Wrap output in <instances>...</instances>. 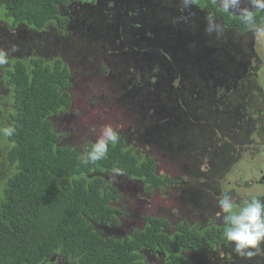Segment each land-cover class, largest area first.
<instances>
[{
	"label": "trees",
	"instance_id": "1",
	"mask_svg": "<svg viewBox=\"0 0 264 264\" xmlns=\"http://www.w3.org/2000/svg\"><path fill=\"white\" fill-rule=\"evenodd\" d=\"M72 2L0 0V24L23 25L37 32L54 25L59 35H66ZM152 2L156 7L165 3L162 0H119L118 4L140 6ZM167 2L171 7L175 5L171 0ZM195 5L197 10L200 9L197 12L207 13L204 16L206 22L209 16L215 17L225 26V31L228 28L241 32L245 28L238 16L223 12L213 0H197ZM148 15L145 11L138 14L136 10L135 14H127V18L134 16V22L119 25L111 33L114 42L105 43L107 48L127 46L121 51L120 57L124 58L119 60L120 65L130 68V73L148 75L144 84V77L133 76L128 84L130 93L142 91L143 85H150L148 92H151L155 88L153 81L158 77L163 80L166 76L173 77L176 84L172 87L166 81L157 88L161 90L159 93L166 90L180 105L189 94L182 85L200 83L197 91L206 94L205 99L209 102L212 97L204 91L207 76L212 79L219 76L218 82L222 83L236 70V64L231 65L232 60L229 61L233 54L226 49V36H203L207 39L205 49L209 50L210 56L202 55L207 52L205 49L195 51L197 47L189 46L187 52L174 41L164 42L165 35L170 39V31L160 33L153 27L156 26L155 18L149 22ZM115 52L117 55V49ZM207 56L211 62L216 59L214 62L221 64V73L209 74L210 71L204 68ZM174 59L178 61L175 70ZM11 61L6 81L12 89L13 110L9 112L11 123L2 128L12 126L15 133L5 136L0 132V166L4 167L0 170V264H193L189 254H198L200 260L208 261L216 248L231 244L223 238L222 221L203 226L191 224L186 219L169 221L144 214L139 223L134 222L129 230L122 231L123 217L129 215L115 206L121 197L119 189L111 182L116 175L135 181L147 194L163 191L178 183L177 180L159 172L162 161L156 154H136L125 145L121 136L118 144L109 145L106 159L83 164L82 156L93 143L81 147L64 144L62 134L54 127V120L72 107L71 65L62 57L48 60L27 56ZM167 93L160 95L164 97ZM195 93L192 98L198 95ZM159 99L161 101L162 97ZM214 99L211 106L203 108L209 119H213L212 108L226 107L224 100L216 96ZM171 104L178 107L176 103ZM227 109L229 111L221 112L212 121L220 132L212 133L206 129L198 133L200 145L208 142L215 146L218 142L223 144L220 134L223 139L227 133L223 127L235 122L227 115L232 108L227 106ZM164 111L156 108V117L164 119ZM180 130L177 135L169 133L174 135L175 143L180 144L179 152L184 153L182 159L185 161V156L190 155L187 157L194 163L197 160L195 148L186 149L182 145L184 139L191 138L190 134ZM192 165L185 164L188 169ZM114 168L120 173H114ZM113 227L119 232L111 234L104 230ZM143 252H149L150 256L146 257Z\"/></svg>",
	"mask_w": 264,
	"mask_h": 264
},
{
	"label": "rangeland",
	"instance_id": "2",
	"mask_svg": "<svg viewBox=\"0 0 264 264\" xmlns=\"http://www.w3.org/2000/svg\"><path fill=\"white\" fill-rule=\"evenodd\" d=\"M72 1L68 34L59 35L54 25H48L44 31L37 32L23 25L12 27L8 22V24L1 23L0 48L7 50L12 45L17 46L18 51L10 55V60L27 56H41L48 60L62 57L71 65L72 107L54 120L55 129L62 134V143L75 147H81L89 142L94 144L99 130L105 125H111L124 138L127 147L136 154H156L163 162H160L161 166H158L159 172L167 173L168 177L177 180L178 183L163 191L147 194L135 181L116 175L111 182L119 189L121 197L116 201L115 206L129 215L123 217L122 231L129 230L134 222L139 223L144 214L163 217L169 221L186 219L191 224L203 226L210 222H221L222 214L217 215L219 209L216 201L222 191L230 192L237 201L251 196L263 199L264 185L256 182L249 187L247 182L257 181L261 170H264V118L261 120L260 113H254L252 106L246 107L243 112L237 107L247 101V97L243 98L238 90H242L239 80L241 73L237 75L236 71L234 72L235 86L232 88L227 87V78L225 83H219L221 77L214 76L212 79L211 76L206 75L204 91L209 92L212 97L211 100L208 99L209 102L205 99L206 94L197 91L201 86L200 83L183 84L182 88L189 91V94L179 105L172 94L164 90L167 94L163 97L160 94L164 92L159 93L161 90H157L166 81L170 82V86H175L176 80L173 77L165 76L163 80L158 77L153 81L155 88L151 92H148L150 85L146 87L143 85L142 91L130 93L128 84L131 78L144 77V84L147 82L148 75L130 73V68L120 65L119 60L124 58L120 55L128 48L127 46L115 45L114 48L105 46V43L114 42L111 33L119 25L134 22V16L127 18V14H135L136 10L138 14H143L144 11L145 14H149V22L155 18L156 26L153 27L160 33L170 31V39L165 35L164 42L173 43L174 41L187 52L189 46L197 47L195 51H200L206 48L207 39L203 36L208 37L204 20L207 13L197 12L199 10L195 6L184 8L181 0H171L175 4L173 7L167 0H162L165 3H161L158 7L153 2L150 5L137 6L131 3L125 6L118 4L119 0H103L101 4L94 5ZM171 13L173 15L170 17ZM178 29H181L182 35ZM131 34H135L133 29ZM211 35L217 37L215 33ZM224 35L227 38L226 49L233 54V57L229 59V61L232 60L231 65L240 63L238 53L241 50V38L238 32L227 28L220 37L223 38ZM255 42L257 47L262 48L264 58V36L252 33L245 48L252 49ZM116 49L117 55L116 52L113 53ZM205 50L207 52L202 55H209V50ZM209 56L204 68L210 71L209 74L221 73V64L214 62L216 59L211 62L208 60ZM10 60L8 65L0 67V102L6 96L2 86L1 71L12 66ZM223 63L222 61V65ZM241 63L244 64L243 61ZM257 76H263L264 83L262 71L259 70ZM246 80L249 79L246 78ZM194 92L198 95L193 96V99ZM160 96L161 101H159ZM215 96L224 100L226 107L212 108L213 119H209L207 111L203 108L206 105L211 106L212 102L216 101ZM171 103L178 104V107ZM227 106L233 110L231 113L227 112V115H230L235 122L223 127L227 131L223 139L220 134L223 144L220 145L218 142L215 146L208 142L200 145L198 137L200 131L206 129L212 133L221 131L212 121L215 116L219 117L221 112L227 111ZM159 107L165 110L164 119H159L155 115V110ZM167 113L172 118H167ZM234 117H236L235 120ZM180 129L190 134L191 138L188 141L184 139L182 145H184L183 148L187 147L186 149L195 148L197 160L194 163L188 159L187 156L190 157V155L185 156V161L182 159L184 153L179 152L180 144L175 143L173 134L177 135ZM239 147L242 149L241 154L232 156ZM188 163L194 165L188 169L185 166ZM0 170H4L2 165ZM104 230L111 234L119 232V229L114 227L104 228ZM144 255L150 256L149 252H145ZM188 257L192 259L193 264H256L259 259L248 261L238 257L233 251L232 244L216 248L211 252L208 261L200 260L198 254H189ZM261 264H264V261H261Z\"/></svg>",
	"mask_w": 264,
	"mask_h": 264
},
{
	"label": "clouds",
	"instance_id": "3",
	"mask_svg": "<svg viewBox=\"0 0 264 264\" xmlns=\"http://www.w3.org/2000/svg\"><path fill=\"white\" fill-rule=\"evenodd\" d=\"M197 0H181L184 8H190ZM225 13L238 16L241 23L254 31L257 36H264V21L257 22L254 10H264V0H213ZM205 32L209 35L215 33L220 37L225 32V26L218 22L215 17L207 18ZM18 51L17 46L12 45L5 50L0 48V67L9 64L10 55ZM5 136H12L15 128L12 126L0 129ZM120 134L111 125L103 126L97 135V139L90 150L82 156V163L95 164L107 158L109 145L119 143ZM116 174L119 169H113ZM222 214L224 225L223 238L232 244L235 254L243 259L252 261L259 258L256 264L264 261V200L255 196L241 198L237 201L230 192L222 191L216 201Z\"/></svg>",
	"mask_w": 264,
	"mask_h": 264
},
{
	"label": "flooded vegetation",
	"instance_id": "4",
	"mask_svg": "<svg viewBox=\"0 0 264 264\" xmlns=\"http://www.w3.org/2000/svg\"><path fill=\"white\" fill-rule=\"evenodd\" d=\"M78 1L85 2L87 5L89 4L94 5L95 3L100 4V0H78ZM254 11H255L256 16H258V18H256L257 22L259 23L261 21H264V16H263L264 10H254ZM233 31H236V30L233 29ZM237 32H238V36H240L241 38L240 39L241 50L238 53L239 61L241 62L243 61L244 64H242L241 62L240 63L238 62L236 63V67H235L236 70L234 68L233 69L236 71L237 75L241 73L239 80L242 85L241 86L242 90L241 89H238V90H240V92L242 93L243 98L247 97L246 99L247 101H244L241 105L237 107L239 108V110L243 112L246 107L252 106L254 108V113L256 114L260 113V118L262 120V118H264V83L262 81L263 76H257V73L259 72V70L262 71L264 75V58L262 56V48L257 47L258 45H256V42L259 40L258 37L252 49L247 50L245 48V44L248 43V40L251 38V34L254 33V31L250 30L246 25L243 31L241 32L237 31ZM173 61H174L173 67L175 70L176 63L178 64V61L177 59H174ZM10 67L11 66H8L4 68V70L1 71L2 72V82H3L2 86L5 89L6 96H5V99L2 101V104H0V113H1L0 114V129H2L3 126H6L7 124L11 123V119L9 118L10 116L9 112L13 110L12 103H11L12 89L9 85L10 83L6 81V75L9 73ZM233 76H234V73L232 74V76H229V78H227V87L229 88H232L233 86H235V83H234L235 80L233 79ZM246 78H248L249 80H246ZM167 116H168L167 118H172L170 117V114H167ZM240 148L241 147H239L237 149V152H234L232 156L240 155L241 154L240 151L242 150ZM260 174L261 175L258 177L257 181L251 180L247 182L248 183L247 186L249 185L250 187L252 184L256 182H259L264 185V179H262V176L264 175V170H261ZM261 200H264V198Z\"/></svg>",
	"mask_w": 264,
	"mask_h": 264
},
{
	"label": "water",
	"instance_id": "5",
	"mask_svg": "<svg viewBox=\"0 0 264 264\" xmlns=\"http://www.w3.org/2000/svg\"><path fill=\"white\" fill-rule=\"evenodd\" d=\"M262 179H264V175L262 176Z\"/></svg>",
	"mask_w": 264,
	"mask_h": 264
}]
</instances>
